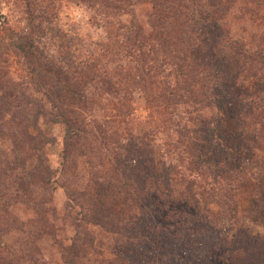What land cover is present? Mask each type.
Listing matches in <instances>:
<instances>
[{
	"label": "trees",
	"instance_id": "trees-1",
	"mask_svg": "<svg viewBox=\"0 0 264 264\" xmlns=\"http://www.w3.org/2000/svg\"><path fill=\"white\" fill-rule=\"evenodd\" d=\"M42 1L23 0L26 31L6 27L0 36V264H49L40 248L45 240L58 250L62 264H84L100 253L94 228L127 244L126 250L100 264H176L177 256H186L191 264H208L210 253L223 246L224 239L204 219L190 214L205 201L200 179L213 167L190 140L189 123L199 122L200 134L211 139V126L219 119L215 109L231 108L256 144L263 139L264 97H246L236 88L241 76L258 80L261 75L264 85V30L258 31V46L232 30L228 20L242 0H79L98 12L96 20L130 18L123 35L127 56L143 66L142 81L164 87L159 101L166 111L189 106V121L178 133L182 165L169 166L159 175L149 159L129 168L111 158V135L97 132L91 180L84 189L67 193V215L61 216L53 199L39 197V192L52 194L61 188L60 171L50 166L45 154L52 141L41 122L65 130L63 167L79 149L85 147L88 153L90 136L82 118L88 99L82 84L95 66L84 52L76 53L57 12ZM250 4L264 11V0ZM144 6L150 10L142 24L138 10ZM56 46L66 50V58H57ZM9 53L23 70L17 80L3 72ZM259 123L257 129L253 124ZM214 153V162L223 165L220 151ZM231 169H223L225 177ZM242 247L245 258L229 264H264L263 244Z\"/></svg>",
	"mask_w": 264,
	"mask_h": 264
},
{
	"label": "rangeland",
	"instance_id": "rangeland-1",
	"mask_svg": "<svg viewBox=\"0 0 264 264\" xmlns=\"http://www.w3.org/2000/svg\"><path fill=\"white\" fill-rule=\"evenodd\" d=\"M250 1L242 0L228 22L239 38L252 40L258 46L259 34L264 30V21L261 19L264 11L256 10ZM42 5H50L55 9L60 26L68 33L69 39H73L76 53L84 52L83 55L95 68L90 79L82 84L88 99L87 110L82 113L90 136L88 153L83 152L85 147L79 149L63 167L65 130L60 125L41 122V129L52 141L46 147L45 154L50 166L60 171L61 188L52 194L39 192V197L53 199L52 205L62 213L61 216L67 215V193L73 189H84L96 167L95 148L98 144L94 141V135L97 132L107 131L111 135L109 145L114 146L108 147V155L129 168L149 159L155 163L154 174L159 175L169 166L177 168L182 165L178 161V154L182 152L180 148L178 151V133L189 121V106L179 104L176 106L178 110L171 107L166 111L167 108L159 101V93L164 87L156 84L151 86L141 80L143 66L127 56L123 39L124 28L130 18L96 20L98 12L79 0H43ZM149 10V6L138 10L142 24ZM6 27L15 33L26 31L27 16L23 0H0V36L4 35ZM55 50L59 60L66 58V50L58 46ZM4 59L7 64L3 65V72L10 74L14 80L23 75L16 57L9 53ZM242 77L236 90L241 88L240 91L246 97L254 94L264 97L261 75L258 80L255 77ZM217 110L219 119L211 126V139L200 134L203 129L199 122L189 123L190 140L207 154L206 165L213 167L204 179H200L206 190L205 201L201 207L196 205L191 208L190 214L193 218L204 219L216 229L215 234L224 239V245L210 253L208 264H229L231 259L238 263L245 258L242 246H247L248 242L264 245V134L263 139L256 144L254 135L243 130L231 108ZM253 125L257 129L260 127V123L258 126ZM216 150L220 151L219 160L223 165L213 160V157H217L214 153ZM227 168L233 171L225 177L223 169L227 171ZM94 231L98 234V250L101 254L89 256L84 264H100L126 250L124 240L97 228ZM40 248L49 264H62L58 250L51 242L43 241ZM176 259V264H191L186 256H177Z\"/></svg>",
	"mask_w": 264,
	"mask_h": 264
}]
</instances>
